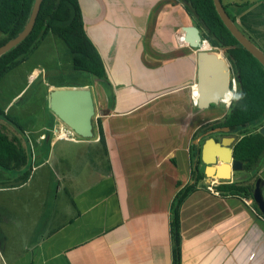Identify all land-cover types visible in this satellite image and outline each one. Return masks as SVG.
Masks as SVG:
<instances>
[{
  "label": "crops",
  "instance_id": "0c3cea01",
  "mask_svg": "<svg viewBox=\"0 0 264 264\" xmlns=\"http://www.w3.org/2000/svg\"><path fill=\"white\" fill-rule=\"evenodd\" d=\"M221 2L264 51V0ZM78 3L105 70L102 80L84 83L92 91L95 138H54L46 159L41 141L34 157L38 166H48L59 141L97 149L99 122L104 163L92 155L63 187L70 203L67 218L38 239L32 236L23 253L7 259L0 254V264H172L170 210L176 193L192 182L190 147L199 139L192 137L221 112L196 108L192 50L171 32L193 22L179 0ZM58 123L54 119L55 132ZM204 177L180 208V264H264V217L251 200L213 194L201 186L212 181ZM60 189L52 197L55 213Z\"/></svg>",
  "mask_w": 264,
  "mask_h": 264
},
{
  "label": "trees",
  "instance_id": "16d2710c",
  "mask_svg": "<svg viewBox=\"0 0 264 264\" xmlns=\"http://www.w3.org/2000/svg\"><path fill=\"white\" fill-rule=\"evenodd\" d=\"M179 1L193 25L199 29L201 38L212 48L225 52L237 83V92L223 119L207 126L224 127L230 132L238 133L239 139L233 147V158L242 162L245 172L258 177L264 167V135L257 131L264 125V66L247 52L225 27L213 0ZM33 4L34 0H0V46L15 38L24 29ZM224 9L235 22L228 8L224 6ZM49 34L64 43L71 57L73 71L99 80L104 78V65L98 50L85 32L78 0H43L31 33L24 41L0 56V80L7 72L28 60L39 42ZM52 85L57 88L86 86L64 82ZM53 121L54 116L51 114V127ZM24 130L25 126L18 118L6 114L0 107V184L15 180L16 185L12 187H17L24 184L30 176L32 153ZM199 132L195 133L194 139L198 137ZM97 137L103 153L106 154L104 135L99 122ZM50 138L49 130L43 138L44 159L48 155ZM190 159L192 182L176 193L171 204L172 264H180V208L188 195L195 191L197 184L205 178L204 173H198L196 168L201 164L198 142L190 147ZM38 165L39 163L35 162L34 166ZM253 189L254 184L235 181L221 182L214 187L220 196L251 200L255 210L262 216L252 199ZM71 204L73 205V202ZM3 239L0 230V240Z\"/></svg>",
  "mask_w": 264,
  "mask_h": 264
},
{
  "label": "rangeland",
  "instance_id": "374dc122",
  "mask_svg": "<svg viewBox=\"0 0 264 264\" xmlns=\"http://www.w3.org/2000/svg\"><path fill=\"white\" fill-rule=\"evenodd\" d=\"M212 51L218 53L230 65L223 50L213 48ZM189 60L190 64L196 65V51L190 52ZM230 73L233 76L232 72ZM91 77L72 70L71 57L64 43L49 34L39 42L28 60L1 78L0 107L6 114L18 118L19 122L25 126L24 134L31 143V167L37 162L34 157L38 148L37 143L43 141L49 130L51 132L49 141L53 142L56 134L62 129L60 123L57 125L56 132L54 125L51 127L52 113L48 109V93L50 88H57L52 84L64 82L84 85ZM190 79L192 86L196 81L194 69ZM190 90L193 92L192 88ZM231 90L233 98L237 88L236 91ZM216 107L221 112L214 116L222 120L228 108L225 109L221 104ZM54 119L58 121L55 117ZM62 125L67 128L64 124ZM236 134L239 137V134ZM73 137L79 138L76 135ZM55 144L52 146V160L49 165L36 166L35 170L32 168L33 172L24 184L15 189L12 187L16 185L15 180L0 184V189H8V191H0V230L4 237L0 240V254L3 259L23 253L31 243L32 236L38 239L49 228L64 221L69 215L70 203L66 189L63 187L68 186L69 179L84 170L85 163L89 159L92 160V155L98 161H103V151L99 143L98 148L94 150L86 143L59 141ZM43 148L45 149L44 146ZM199 166L203 168L202 164ZM63 172L67 173L65 178H63ZM246 174L244 171L235 173V182L253 184L256 176ZM212 181L214 186L221 183L217 180ZM212 181L201 186L206 188ZM58 187L61 189L57 194V203L54 207L57 213H55L51 202ZM261 193L264 197V184H262ZM45 199L49 201L48 205H43ZM53 212L56 216L49 219L53 216L50 213Z\"/></svg>",
  "mask_w": 264,
  "mask_h": 264
},
{
  "label": "water",
  "instance_id": "95a60500",
  "mask_svg": "<svg viewBox=\"0 0 264 264\" xmlns=\"http://www.w3.org/2000/svg\"><path fill=\"white\" fill-rule=\"evenodd\" d=\"M43 0H34L32 11L24 29L13 39L0 46V56L24 41L31 33L41 3ZM215 9L232 36L249 52L262 66H264V51L256 46L232 21L224 9L221 0H213ZM172 35L182 39L193 51H198L196 58V90L193 98L198 110H206L212 106H219L225 99L230 98L229 77L230 65L215 51H200L203 46L211 47L208 42H201L199 29L194 25L173 27ZM212 48V47H211ZM193 85V86H194ZM192 86V89H193ZM48 109L56 119L71 132L82 139H94L93 118L95 106L92 91L87 87H60L53 88L48 93ZM216 129L212 132H218ZM227 132L228 128L222 129ZM258 132L264 135V126ZM239 137H224L216 141L208 137L200 146V162L204 167V175L210 180L228 182L232 174L243 171L242 162L233 158V147ZM262 179L255 181L252 199L259 212L264 216V197H262Z\"/></svg>",
  "mask_w": 264,
  "mask_h": 264
},
{
  "label": "flooded vegetation",
  "instance_id": "af4514ba",
  "mask_svg": "<svg viewBox=\"0 0 264 264\" xmlns=\"http://www.w3.org/2000/svg\"><path fill=\"white\" fill-rule=\"evenodd\" d=\"M0 37H1V34H0ZM216 106H212V107H210V108H215ZM209 108V109H210ZM229 108V107H228ZM217 120H219L218 118H216V119H212V120H210V121H208V122H206V123H204V124H202V126H200L199 128H198V130L197 131H200L199 132V135H198V143H200V144H202L203 142H204V140L206 139V138H208V137H213L216 141H219V140H221L222 138H224V137H230V136H237V134L236 133H234V132H230L229 130L227 131V132H225V131H223L222 129H224V127H211V126H207V124H210V123H212V122H214V121H217ZM262 126H264V125H262ZM261 126V127H262ZM261 127H259V129L261 128ZM216 129H221L220 131H218V132H212V131H214V130H216ZM258 129V130H259ZM257 130V131H258ZM215 135H217V137L215 136ZM238 137V136H237ZM262 168H264V167H262ZM244 171V170H243ZM245 172V171H244ZM245 173H247V172H245ZM247 174H250V173H247ZM251 175V174H250ZM259 177H261L262 179H264V169H261L260 170V172H259V174H258V177H256V180L259 178ZM255 180V181H256ZM255 181H254V185H255ZM262 184H264V181H262Z\"/></svg>",
  "mask_w": 264,
  "mask_h": 264
},
{
  "label": "bare ground",
  "instance_id": "6f19581e",
  "mask_svg": "<svg viewBox=\"0 0 264 264\" xmlns=\"http://www.w3.org/2000/svg\"><path fill=\"white\" fill-rule=\"evenodd\" d=\"M205 46H203L200 50H199V52L200 51H205V50H203V48H204ZM206 49H209V50H206V51H210V50H212L213 48H210L209 46H208V48H206ZM198 51L196 52V58L198 57ZM52 90V88H50L49 89V91H51ZM196 90V85H195V89H194V91ZM194 96L196 97V94L194 93ZM232 98V95L230 96V98L229 99H227V101H223L222 103H221V105H223L224 106V108L226 109V108H228L229 107V103H230V99ZM60 123V122H59ZM61 124V126H62V129L60 130V132L59 133H57L56 134V136H55V138H60V139H65V138H67V139H69V137L70 136H72L73 135V133L71 132V130L69 129V128H65V127H63V125H62V123H60Z\"/></svg>",
  "mask_w": 264,
  "mask_h": 264
},
{
  "label": "built area",
  "instance_id": "2783aa9c",
  "mask_svg": "<svg viewBox=\"0 0 264 264\" xmlns=\"http://www.w3.org/2000/svg\"><path fill=\"white\" fill-rule=\"evenodd\" d=\"M201 42H207L206 40H204V39H202L201 38ZM211 48V47H210ZM229 86H230V92H231V95H232V90L231 89H233L234 91H236V88H237V83H236V81H235V78H234V76H231L230 75V77H229ZM230 95V96H231ZM231 100L232 99H230V103H231ZM230 103H229V105H230ZM69 138H72V136H70ZM214 182L212 181V183L210 184V185H208L207 187H206V189L207 190H209L210 192H212L213 194H216V195H219V193L217 192V191H215L214 190V187L216 186H214V184H213ZM220 184V183H219ZM218 185V184H217Z\"/></svg>",
  "mask_w": 264,
  "mask_h": 264
}]
</instances>
